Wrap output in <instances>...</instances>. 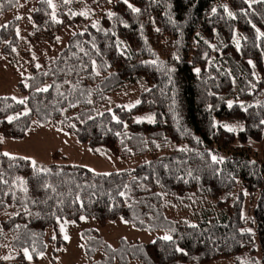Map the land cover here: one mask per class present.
Here are the masks:
<instances>
[{"label": "trees", "instance_id": "obj_1", "mask_svg": "<svg viewBox=\"0 0 264 264\" xmlns=\"http://www.w3.org/2000/svg\"><path fill=\"white\" fill-rule=\"evenodd\" d=\"M77 1L58 0L57 9L52 0L36 1L27 24L30 45L53 47L63 30H77L39 67L23 54L29 75L18 88L25 100L0 96V135L24 140L37 122L59 127L92 151L103 147L122 160L149 158L129 171L95 174L70 164L33 167L4 155L0 144V249L11 239L17 255L10 264H36L46 249L45 231L82 218L100 225L122 219L172 237L149 244L120 239L112 248L85 230L90 264H212L248 250L249 262L264 264V162L254 161L247 148L230 147L236 140L256 141L264 128V104H254L264 91V36L256 31L264 33V3L249 8L244 0H93L104 11L89 20L75 13ZM18 5L0 0V16ZM19 24L14 18L0 26V55L13 67ZM139 82L149 86L139 103L110 105L113 94ZM139 116L152 122H137ZM222 121L238 122L243 131L235 137ZM240 181L248 192H258L254 234L243 230L237 204L228 214L194 210L170 217L173 206L183 212L196 199L219 203ZM48 240L57 248L64 244L58 234Z\"/></svg>", "mask_w": 264, "mask_h": 264}, {"label": "rangeland", "instance_id": "obj_2", "mask_svg": "<svg viewBox=\"0 0 264 264\" xmlns=\"http://www.w3.org/2000/svg\"><path fill=\"white\" fill-rule=\"evenodd\" d=\"M37 0H19L17 8L6 12L0 16V26L6 24L10 20L20 17V24L17 28V36L20 40L15 52V61H17L15 67L6 60L3 55H0V96L10 97L15 101H24L25 95L19 90V81L28 76V65L25 63L24 53L29 54L36 60L37 65L48 58H53L58 52L65 46L67 39L76 32L77 29L68 28L62 31L58 37V45L56 46H33L26 42V37L30 31L28 24V18L30 12L33 10ZM58 0H52L51 5L54 9H57ZM77 1V0H76ZM227 1V0H226ZM78 8L76 14L86 13L81 15L89 19L92 16H99L102 14L103 9H98L93 5V0H78ZM69 3V2H67ZM225 4L224 2H220ZM106 9V8H105ZM107 10V9H106ZM90 20V19H89ZM239 37L234 39L235 46L239 43ZM25 68V70H24ZM149 88L144 82L128 85L119 92L113 94L110 97L111 106H123L125 108L133 107L140 94ZM232 103V102H231ZM255 105L264 104V91H261L257 95ZM150 116H139L137 121L152 122L149 119ZM222 125H228L235 129V131H228L223 127L225 131L233 133L236 137L237 133L242 128V125L238 122H219ZM264 127V125H263ZM0 144L3 153H7L12 157H21L31 161H35V165L41 168H48L51 165H76L84 167L95 174H109L112 172H124L133 169L136 165L149 157L134 158L130 160H122L119 157L109 154L108 150L103 147H98L92 151L85 143H79L74 137L65 133L59 127L53 125H40L37 122H33L30 127L27 138L20 141L6 139L0 135ZM244 147L250 151V156L254 161L259 163L264 162V128L262 129L260 138L256 141L248 139L246 142L241 143L236 140L230 145L231 148ZM56 155V156H55ZM221 157H224V153H220ZM225 197V196H224ZM258 199V192H248L243 187L242 182H237L233 192L227 197L221 198L219 203L209 198L196 199L192 204H186V210L181 212L180 208L173 206L174 213L170 212L171 218H184L196 210L197 214H201L203 211H212L215 215L222 212L228 214L231 207L235 204L239 205V216L243 222V230L254 234L255 228L253 223V212L256 207ZM190 201V200H188ZM195 206V209L191 207ZM191 211V213H190ZM194 213V212H193ZM187 218V217H186ZM85 230H93L112 248H116L120 239L126 240L131 243L149 244L158 237H165L161 231L149 232L135 229L131 224L125 222L122 219H118L115 222H108L105 225H100L93 219L82 218L80 224H76L70 221L58 222L56 228H48L45 231L47 239L45 251L38 257L36 264H90L85 255L84 239L82 232ZM56 234L64 241V244L59 243V248L56 247L55 240L49 241L48 239H54ZM65 236L68 239H65ZM11 239L5 241L4 246L0 249V262L10 264L16 257L15 251L11 249L9 245ZM255 246L253 248L256 253L257 260L260 259V253L257 248L258 242L255 238ZM55 249L56 254L53 252ZM30 255V254H29ZM251 252L248 250L243 254L229 257L228 259H222L212 264H237L240 261L242 264H249ZM15 256V257H14ZM101 254L97 253L95 260L99 259ZM26 258V257H25ZM93 259V260H94ZM27 261L33 262V260ZM15 262V261H14ZM129 264H140L137 261H131Z\"/></svg>", "mask_w": 264, "mask_h": 264}, {"label": "snow or ice", "instance_id": "obj_3", "mask_svg": "<svg viewBox=\"0 0 264 264\" xmlns=\"http://www.w3.org/2000/svg\"><path fill=\"white\" fill-rule=\"evenodd\" d=\"M47 2L50 3L51 0H47ZM65 2L67 3V2H69V0H65ZM109 2H111V0H109ZM125 2L127 3V0H125ZM244 2H245L246 4L249 5V8H251L252 4H254V3H264V0H244ZM129 7H131V5H129ZM132 11H133V12H139V9H137V8H132ZM225 11H227V8H226V7H225ZM212 12L215 13V12H216V9L213 8V9H212ZM228 14H229V16H233V14H232L231 12H229ZM80 15H86V13H83V12H82V13H80ZM111 15H112V13H109V16H111ZM233 18H235V17L233 16ZM17 19H20V17H17ZM95 26H96V25L94 24L93 27H95ZM253 27L255 28V25H253ZM256 31H257V33H258V38H260L261 36H264V33H260L259 29H256ZM239 47H240V45H239V43H237V48H239ZM93 63H95V62H93ZM248 63H249V64H252V61L250 60V61H248ZM37 67H39V65H37ZM253 67H254V65H253ZM195 71H196L197 73H199V72H200V69H196ZM97 74H99V73H97ZM47 90H48L47 88L41 89V91H47ZM19 103H24V101H19ZM137 103H139V101H137ZM231 106H232L231 103H229V107H231ZM245 110H246V109H245ZM8 119H9V122H11L12 117H9ZM114 119H115V117H114ZM149 119L151 120V118H149ZM117 122L119 123L118 120H117ZM137 122H140V121H137ZM260 123H261L262 125H264V119H262V120L260 121ZM222 127L227 128V130L230 131V132H231V131H235L234 128H232V127H230V126H228V125H222ZM240 130L243 131V128H241ZM4 155H8V154H7V153H4ZM212 160H213V161H217V157H216V156H212ZM31 163H32L33 167H35V161H31ZM65 239L67 240L68 237L65 236ZM163 239L166 240V241H171V240H172V237H171V236H165V237H163ZM175 250H176L177 252H181V253L184 252V250L181 249V248H176ZM24 254H25V257H26L27 259H29V260L32 259L31 255H29L27 249H24ZM184 254H186V253H184ZM249 264H260V262H259V261H251V262H249Z\"/></svg>", "mask_w": 264, "mask_h": 264}]
</instances>
